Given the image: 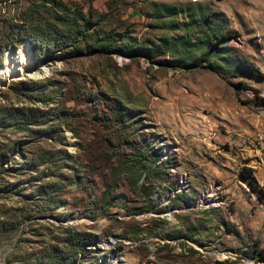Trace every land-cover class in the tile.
Returning a JSON list of instances; mask_svg holds the SVG:
<instances>
[{"label":"rangeland","instance_id":"374dc122","mask_svg":"<svg viewBox=\"0 0 264 264\" xmlns=\"http://www.w3.org/2000/svg\"><path fill=\"white\" fill-rule=\"evenodd\" d=\"M25 44L0 264H264V0H0V64Z\"/></svg>","mask_w":264,"mask_h":264},{"label":"trees","instance_id":"16d2710c","mask_svg":"<svg viewBox=\"0 0 264 264\" xmlns=\"http://www.w3.org/2000/svg\"><path fill=\"white\" fill-rule=\"evenodd\" d=\"M23 21L26 23H28V22L30 23V20L27 18H23ZM25 33L23 32L22 34H17L16 39H20L22 37V35H27ZM78 33H80V35H77L76 37L67 36V37H69L68 41H69L70 46L76 47L77 45H79L82 42V39H84L88 33H91V29L89 26H87L86 29L84 28V32H81V28H80L78 30ZM229 36H230V34H223V35L217 36V39L221 40V39L227 38ZM79 38H81V39H79ZM56 39H57V36L54 39H50V40L55 41ZM99 47L102 48V46H99ZM103 48L110 50V49H113V46L112 45H110V46L104 45ZM248 66L250 67L251 72L255 76L264 77V73L252 61H248ZM260 99L264 103V96H262ZM24 123H25V126L27 127L28 122H24ZM242 174L244 176L249 177L250 185L254 190L259 189V188L260 189L263 188V186L260 185L256 175L254 174L253 168H251L249 166H244L242 168ZM18 230H19V227L14 228V230L12 228L11 231H9L10 232L9 234H5L7 239H9L13 235H15L18 232ZM257 258L259 261H264V250H260L258 252Z\"/></svg>","mask_w":264,"mask_h":264},{"label":"bare ground","instance_id":"6f19581e","mask_svg":"<svg viewBox=\"0 0 264 264\" xmlns=\"http://www.w3.org/2000/svg\"><path fill=\"white\" fill-rule=\"evenodd\" d=\"M34 61V54L29 45L25 44L22 48L14 49L10 52L9 59L0 64V80L12 78L13 76L21 78L25 72H33ZM202 201L204 202V200Z\"/></svg>","mask_w":264,"mask_h":264},{"label":"water","instance_id":"95a60500","mask_svg":"<svg viewBox=\"0 0 264 264\" xmlns=\"http://www.w3.org/2000/svg\"><path fill=\"white\" fill-rule=\"evenodd\" d=\"M83 214V216H88L87 214H85V213H82Z\"/></svg>","mask_w":264,"mask_h":264}]
</instances>
